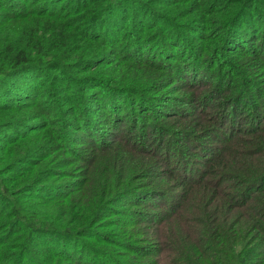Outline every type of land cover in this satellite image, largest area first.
<instances>
[{"label":"trees","instance_id":"obj_1","mask_svg":"<svg viewBox=\"0 0 264 264\" xmlns=\"http://www.w3.org/2000/svg\"><path fill=\"white\" fill-rule=\"evenodd\" d=\"M185 3L190 9L184 14ZM249 10L255 12L254 18L264 15L258 0H0V111L4 113L0 133L5 137L0 162L6 164L0 168V210L4 211L0 218L5 219L0 242L17 241L0 246L11 258L4 262L43 264L36 259L43 254L35 253L31 243L40 236L72 241L97 258L81 263L65 249L54 254L46 249L58 258L56 264H264V25L261 20L250 21ZM157 23L174 35L173 48L164 54L179 64L136 55L146 52V42L153 37L160 44L168 43L159 38ZM127 24L131 31L125 30ZM111 25H116L114 31ZM257 28L262 29L257 32ZM195 41L200 42L191 45ZM179 45V50L174 49ZM113 53L118 57L112 63ZM203 63L210 71L205 77ZM118 70L126 74L125 81L114 74ZM170 70L192 90L211 85L197 98L189 96L201 107L197 117L183 111L167 114L185 120L176 131L150 122L157 117L156 108L142 104L146 93L166 87ZM145 72L153 76L151 84L136 82ZM43 76L47 80L41 81ZM119 91L139 100L142 115L137 119L131 96L127 108L114 100L113 93ZM34 96L39 100H26ZM245 106L248 123L241 120ZM32 108V113L26 111ZM96 108L105 110L102 118H93ZM207 108H219L214 122ZM126 111L129 118L124 117ZM38 112L43 121L33 122ZM103 124L115 131L112 137L120 131L129 137L137 134L148 147L124 136L104 140ZM6 128L17 132L9 136L2 131ZM43 128L48 132H40ZM28 131H35L32 142L40 137V143L26 148ZM197 137L202 141L194 147ZM52 140L57 141L56 154L64 151L83 161L87 181L72 179L65 184L69 190L42 199L37 192L45 182L40 179L44 166L49 168L53 158ZM74 142L83 144V153L69 146ZM121 145L145 159L139 166L146 175L139 182L149 183L138 184L135 193L129 191L131 179L122 182L116 167L123 163L113 155ZM14 146L12 156L9 151L5 154L7 147ZM160 151L175 157L173 162ZM191 152L202 158L203 170L187 164ZM102 159L104 170L93 185L90 173ZM86 184L98 195L80 202L77 197H85ZM116 187L136 199L151 197L158 202L149 205L156 211L141 221L156 226L143 241L153 246L135 245L139 242L135 236L123 235L120 243L129 254L153 259H107L106 250L81 241L95 238L94 242L110 243L95 228L121 197L111 199ZM50 204H57L53 216L43 209ZM100 235L103 239L97 238Z\"/></svg>","mask_w":264,"mask_h":264},{"label":"rangeland","instance_id":"obj_2","mask_svg":"<svg viewBox=\"0 0 264 264\" xmlns=\"http://www.w3.org/2000/svg\"><path fill=\"white\" fill-rule=\"evenodd\" d=\"M258 2L260 3V5L262 7H264V1H262V3H261L260 0H258ZM183 7L185 8V11L183 12L185 14V12L188 9H190V6L187 5V3H185L183 5ZM253 10H249L250 21L252 19L253 20H261L260 24H261V26H263L264 25V15L262 14L260 16H256V18H254L255 12ZM198 13L199 12H197L196 14L198 15ZM146 18L147 19L150 18L151 20H154V18L149 17L148 15L146 16ZM187 18L188 17H182V19L184 21H186ZM157 24H158L157 27H160L159 33H161V35H159V38H161V40L168 41V43L162 44V42H161V44H160L159 39H157V37H153V38H151L152 40L150 42L149 41L146 42V46H145L146 52L142 50V53L138 52V54H136V55L140 56V57H147L149 60L154 61V62H160L161 61L162 63H164L166 65L167 64L171 65V62L175 65L179 64L180 61H178V60L177 61H170V59L167 58L166 54H164V50L169 51V48H173L172 39H173L174 35H171L170 34L171 32L168 31L167 29H165L166 27L162 26L161 24L159 25V23H157ZM127 25L128 26L126 27L125 30L131 31L130 25L129 24H127ZM115 26L116 25H111L110 28L114 31ZM241 28L243 31L245 30V28H243V27H241ZM261 29L262 28H260V29L257 28L256 31L260 32ZM245 32L247 33V31H245ZM181 34H183L184 36H187V33H184L183 30H181ZM244 39H245V37H244ZM246 40H248V38ZM195 42H197V41H195ZM199 42L200 41H198L197 43L193 42L191 45H193V46H195V44L198 45ZM174 49L179 50L180 45L178 47H175ZM147 51L149 53H147ZM151 54L157 56V58L160 60H158L156 58L152 59L153 56H151ZM144 55H149V56H144ZM112 57H113L112 58V63H113V62H115V60H117L118 55L115 56V54L113 53ZM185 57H186V55H185ZM185 62L186 61H183V63H185ZM202 66H203L202 71H204L203 76L205 77L206 74H208V72H210V71H207L206 64L203 63ZM212 67H213L212 70H214V71L217 70L216 64H212ZM111 74H112V72H111ZM114 74L119 76V80H120V78H122V81H125V79H127V76L123 71L118 70ZM50 75H51V73H50ZM174 76H176V75H174V73L170 70L169 73L167 75H165V80H166L165 86L166 87L163 89H160V90H154L150 93H146V96H147L146 99L142 100L143 101L142 104L145 103L146 106L150 107V109H151V107L156 108V112H157L156 116L157 117H155V119H153V118L150 119L151 120L150 122H155L157 124L162 123V125L165 124V126H168L172 131H176V130L180 129L182 127L183 122H185V120L179 118L180 116H178V115H172L169 117V115H167V114L173 112V113L180 115L183 111V112H192V116L194 115V117H197L195 115H197V113H200V112H198V109L200 106L197 105V101L194 102L193 99H190L189 96H191L192 94H195L196 98H197V96H200L199 92L206 91L207 88L209 86H211V85H209L207 87V86L202 85L198 89L192 90L191 86H183L185 83L184 84H182V83L184 82L185 79L178 78L179 75L177 77H174ZM142 77H144V78H142ZM152 77L153 76H147L146 72H145L142 74V76H140L137 79L136 82H139V83L140 82H147V83L151 84V78ZM123 78H125V79H123ZM50 79H51V76H50ZM45 80H47V76H43V78H41V81H45ZM257 84L259 87L263 86L262 83L258 82ZM221 85H224L223 82H221ZM72 86H74V84ZM86 86L90 87L92 85L88 86V84H86ZM23 87H24V83H23ZM100 93H101V96L107 95V93H104V95H102V92H100ZM65 94L68 96L69 93H65ZM113 94H114V100L117 102H121L123 104V107L127 108V106H128L127 100L131 95L121 93L120 91L117 93H113ZM188 97H189V99H188ZM132 98L134 99L133 106H135L134 114H135V118L137 119V117H139L140 113L142 115V112L139 111L140 108L138 106V104H140V102L138 99H136V97H132ZM198 99H200V98H198ZM26 100L36 102L39 99L36 98V96H34V97L28 98ZM149 104H151V105H149ZM247 108H248V106L247 107L245 106L244 111L246 112V114L243 116V118H241V120H242V122L248 123L249 119H250V115L247 111ZM136 109H137V111H136ZM202 109H204V108H202ZM218 109L219 108H214V110L212 109V111H211V108L208 109V112H211L208 117L213 118V122H214L215 116H216L215 115L216 113H214V112L218 111ZM26 111L32 113V111H34V109L33 108L30 110L26 109ZM36 111H37V109H36ZM180 111H181V113H180ZM104 113H105V110H101L99 108H96L94 110V113H93V118H102V115ZM3 114L4 113H2L0 111V117ZM35 114L36 115L33 116V118H34L33 122L43 121L42 119L44 117H40L41 115L39 112L35 113ZM149 114H151V112H149ZM165 116H167V117H165ZM124 117L129 118L128 111H126L124 113ZM69 118L73 119L74 116L71 115V116H69ZM147 122H149V121H147ZM99 123H100V121H99ZM212 125H213V123H212ZM208 126H209V124H208ZM101 128L104 129L103 131L100 132V135L102 138H104V140H112L115 137L117 139V138L124 136L126 139L129 138V141H131V142H134V143L140 142V143H138V144H140L139 146L148 147V146H145V144L147 143V142L145 143V139L143 138V143H142V140L139 139L137 134H134L132 137H129L128 132L126 133V131H120L119 129H117L116 132H118V131H120V132L116 133L117 135H115V136L113 135L114 137H112L113 132H115V131H113V129H110V128L108 129V127H106V125H104V124L101 125ZM25 130L27 131L28 129H25ZM25 130H24V128L20 129V131H25ZM43 130L47 131V128L41 129L40 132H42ZM2 131L6 134H9V136H11V135L14 136L15 133L17 132L13 129H10V128L9 129L8 128L3 129ZM146 131L148 132V135L150 136L151 133L149 131L148 126H147ZM79 132H81V131H79ZM217 132L218 131H216V133ZM35 134H36L35 131L34 132L28 131V135H30V137H29V140L26 139V141H25V147L26 148L30 147L32 145V143L36 144L40 140V137H37L36 142H34V141L32 142V137ZM52 134H53V132L51 133V136H53ZM79 134H83V133H79ZM76 137L77 136H74V138H76ZM2 138H5V137L3 136V134L0 133V156L2 155L1 152H3L1 147L3 146L2 143H3L4 139H2ZM200 139L201 138H199V137H197L195 139V141H197V143H195L194 147H197V145L201 144L200 142L202 140H200ZM209 140H211V138H208V140H206V141L209 142ZM79 142L82 143V141H79ZM38 143H40V142H38ZM80 143L74 142V143H71V145L69 144V146L72 148H75L78 151H80L81 153H83L84 146H83V144L79 145ZM56 144H57V141H56V143L53 140L50 141L49 145L51 146L52 151H53V158L51 160V163H49V168L44 166V171L41 173V176H40V179L45 180V182H43L42 186H40V188L37 192V195H39V197L42 199H47L52 194L58 193L60 189H62V192L69 190L71 187H69L65 184L72 181V179L87 181V178L83 174V172H84L83 161H76L74 159L75 156L73 154L70 153V155H68V154H65L64 151L58 152L56 154V150H57L56 148H58V145H57V147L55 146ZM78 145H79V147H76ZM125 147H127V146H125ZM125 147H123L122 145L119 146L116 149L117 150L116 154H113V155H116L115 157L117 159H119V161L120 160L123 161V163H121L120 166H118V163H116V167H119V171H121V173H122L120 180L122 179V182H123V181H128L129 179H131L130 180L131 188L129 191H132L135 193L139 190V188L136 189V187H138V184H140L141 182L149 183V181L147 179L141 180L139 182V180L142 179V177L144 175H146L143 172L144 167L139 166L143 162V160H145V159L143 158L142 155L138 154V152L133 151V150L130 151ZM201 147H202V145H201ZM15 148H16L15 146L12 149H11V147H7L5 154H7V152L9 151V155L12 156V152L14 151ZM165 153H166V151H165ZM160 154H161V156H165V159L168 158L167 153L164 155V153H162V151H160ZM139 155H140V157H139ZM187 156H188L187 158L186 157H184V158H186L187 164H189V166H192L195 168L197 167V168H199V170H203L204 167H203L202 163H200L202 158L199 157V155L195 156L193 154V152H191V154H187ZM174 158L175 157H172L171 159L168 158V159L172 163ZM105 161L106 160L102 159L101 162L99 161L96 168H94V170L92 172L90 171L91 172L90 176L93 178L92 179L93 185H96L99 182L100 175L103 172L105 164H106ZM5 165H6L5 161L0 162V168H3ZM90 168L91 167H89V170H90ZM53 175H55V176H53ZM32 176L36 177L37 174H32ZM151 179L152 178H150V180ZM118 185H120V182ZM84 187H85V191H86V192H84L85 197H79V198L77 197V199L80 202H81V199H85L84 202L87 201L88 199H90V197L93 194L95 196L98 195V192L93 188L90 189L87 186V184ZM74 188H75V186H74ZM122 188L123 187H116L115 194L111 195L112 196L111 199H114L115 197H118V196H121V197L117 198V200L111 205L109 210H107L106 213L103 214V216H104V219L102 218L103 223L99 224V226H97L95 228L98 232L105 233V236H106L105 241H110V243L104 244L101 242H94L95 238L91 241H89L88 239L81 240V241H83V243H88L92 246H95V247H97V249L106 250L107 254L110 255V258H107V259H112L111 257H113V259L115 257H116L115 259H145V260L153 259L150 257L142 258L141 256L136 255V254H129L127 252L128 250H126L125 248H122L120 246V243L123 242L122 237L124 235V236H130V237L131 236L138 237L139 242L135 245H141L142 247H146V248L153 246V245L151 246L150 242H143V241L146 240V238L148 237L147 234H149V235L152 234V231L156 228V226H153L152 222L147 223V224H141V221H145L146 218L144 219V217L146 216L147 213H150V211H153V212L156 211L155 208H154V210H153V208H149V205L154 206L155 204L157 205L158 202L157 201L154 202V200L150 201L151 197H149L150 200H148V199H143V200L142 199H136V197L133 195V193L131 194V192H125L124 190L123 191L120 190ZM117 189H119V190H117ZM77 199L74 201V203H72L74 205V208L78 207ZM56 205L57 204L46 205L43 209L46 211H50L51 215L53 216L55 214L56 210H58V208H56L57 207ZM29 207H31V206H29ZM3 214H4V211L0 210V216ZM3 220H5V219L0 218V229H1V231H2L1 225L4 223ZM123 222H127V223H123ZM3 236H4V234H3V232H1L0 233V239H2ZM97 238L103 239L101 237V235H100V237H97ZM117 241H118V243H117ZM12 242L17 243L16 240L11 239L9 242L7 240L6 243H5V241L3 243L0 242V246H4L7 243H12ZM31 243H32L33 250L35 253H42L43 254V255H41V259L36 258L38 262L43 263V264H56L57 262L54 259H58V258H53L52 256H54L53 255L54 253L61 252L63 249H65L64 251L66 254L71 253V255L74 257V259L81 260V263H83L87 259L89 261H92V259H97L96 256L90 257L89 254L86 253V252H88L87 250H85V252H84L82 247H80L82 249L79 250L78 246L74 242L66 240L64 238H58L57 239V238H47V237L36 236V237H33ZM64 243H66L67 246L64 245ZM46 249L51 250L53 254H47L45 251ZM32 254H34V253H32ZM123 255H127V256H123ZM46 256L50 259H46ZM5 259H11L10 255H8V250L6 249L4 251V250L0 249V264H12L13 260H11V262L9 261L8 263H6V262H4V261H6ZM26 263H27L26 260L23 261V264H26ZM61 264H66V263L63 262Z\"/></svg>","mask_w":264,"mask_h":264}]
</instances>
